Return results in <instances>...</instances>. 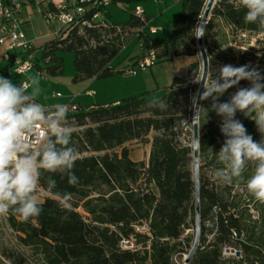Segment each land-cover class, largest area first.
I'll list each match as a JSON object with an SVG mask.
<instances>
[{
  "label": "trees",
  "instance_id": "1",
  "mask_svg": "<svg viewBox=\"0 0 264 264\" xmlns=\"http://www.w3.org/2000/svg\"><path fill=\"white\" fill-rule=\"evenodd\" d=\"M110 1V5H116L122 0ZM205 2L182 0V9L167 39L151 36L134 14L122 26L107 23L106 7L102 12L104 20L101 19L105 27L79 23L63 27L55 39L42 46L41 59L50 64L57 50L72 52L74 81L120 74L110 63L126 44L121 36L125 32L124 35L136 33L134 39L143 42L147 51H154L157 59L193 57L194 51L188 45L196 44L192 33ZM44 9L55 8L49 3ZM245 11L238 0H216L203 36L209 62L222 45L210 48L208 44L215 20L225 29L221 30L225 42L229 35L264 33L257 25L244 22ZM102 31L108 35L120 32L102 40ZM226 50L233 54L237 67L250 63L264 69V46L252 53L240 48ZM46 71L55 75L61 68L58 64ZM193 72L198 75L197 63L188 66L189 77ZM187 83V78L174 77L161 98L170 104L166 111L149 107L151 99L144 93L118 104L67 114V119H74L77 126H86L82 133L71 135L77 149L73 171L79 183L71 186L66 177L44 172L38 188L50 197L40 203L42 213L28 222L8 214L9 228L18 243L30 248L41 264H173L172 257L184 251V243L189 249L193 235L183 239L182 236L187 230L194 234L192 150L182 144L181 133L176 130L182 120L177 101L186 94ZM237 87L232 92L229 89L220 102L227 101ZM201 105L210 108L211 100L202 101ZM236 118L254 140H260L254 121L239 112ZM220 122L214 111L209 112L206 123L202 112L198 122L200 238L189 264H264V204L257 202L245 187L251 169L245 171V181L231 185L220 182L213 174L222 167L216 155L225 139ZM150 133H154L151 139ZM134 141L150 143L147 163L129 158L124 146ZM49 175L56 180V188L51 192L46 184ZM64 192H70L76 201L71 211L64 210L58 202L60 198L54 195ZM77 208L82 209L83 215ZM251 212L258 217L255 219ZM136 227H144L146 232H136ZM130 237L137 250H120L121 239ZM223 248L238 251L239 258H223Z\"/></svg>",
  "mask_w": 264,
  "mask_h": 264
},
{
  "label": "clouds",
  "instance_id": "2",
  "mask_svg": "<svg viewBox=\"0 0 264 264\" xmlns=\"http://www.w3.org/2000/svg\"><path fill=\"white\" fill-rule=\"evenodd\" d=\"M238 3L246 10L244 22L264 30V0H238ZM194 29L193 36L197 39L205 35L202 25ZM242 80L248 81L249 86L237 87ZM201 82L203 91L198 89L190 97L192 121L199 122L203 112L206 123L209 112L214 111L221 118L219 128L225 138L216 152L222 167L214 170V176L231 185L245 181L244 173L251 169L245 181L246 190L264 204V75L247 64L238 67L224 64L216 68L208 61L203 78L193 72L192 83ZM233 87L237 90L227 101L220 102V97ZM40 94L38 78L17 84L0 76V216L12 213L22 222L38 217L43 211L37 190L44 172L66 177L71 186L79 183L73 171L77 149L72 145V131L66 123L69 106L56 103L46 108L38 102ZM207 100H211L210 108L200 104ZM148 103L160 111L170 107L164 99L153 98ZM238 112L255 122L259 141L236 118ZM46 184L50 192L56 188L51 175ZM54 195L60 198L58 202L64 210L71 211L70 192ZM7 264L13 261L8 260Z\"/></svg>",
  "mask_w": 264,
  "mask_h": 264
},
{
  "label": "rangeland",
  "instance_id": "3",
  "mask_svg": "<svg viewBox=\"0 0 264 264\" xmlns=\"http://www.w3.org/2000/svg\"><path fill=\"white\" fill-rule=\"evenodd\" d=\"M181 0H122L121 4L108 6V11L110 13V18L108 19L109 24H115L122 26L126 24L130 16L132 15L136 6H138L142 11H144L143 17L148 19L149 25L157 30L154 38L167 39L169 37L171 29L174 27L176 19L182 9ZM23 17L28 20L29 25L24 29L25 37L27 41L32 43L33 46V56L30 58V62L33 66L41 68V74L38 73L35 67L32 68L30 73L23 76H17L10 70L6 75H3L5 69L13 62L12 55L10 56V61L2 60L1 56L3 51L0 49V76L9 78L13 83H30V79L35 77L39 79V85L41 88V94L38 97V102L49 103L53 102L52 96L55 93H59L62 96L71 95V91H76L78 86L81 84L79 81H74L73 78L76 74L73 59L74 55L72 52L57 50L55 52L54 60L50 64H46L41 59V48L47 41L56 38V34L60 29V26L56 23H47L37 9L28 7L23 10ZM210 17V16H209ZM198 25L196 23L195 27ZM221 30L222 25L219 21L215 20L213 22V29L208 34V44L210 48L215 45L220 46V50L216 54L215 59L211 62L213 67L218 68L224 64H231L236 66V60L233 54L227 52V48L237 49L240 48L246 53H252L262 46H264V33L261 34H239V35H229L227 37V42L222 38ZM120 32V31H119ZM111 33L110 35L104 34L102 31V40H109L115 36ZM127 33V32H125ZM121 36L124 39V48L113 58L111 61V68L119 69L120 65H127L129 58H134L141 55L142 51L146 50L144 43H139L135 38L136 33H128ZM195 33V30L192 34ZM81 36L82 31L78 32ZM67 35H64L66 37ZM192 36V35H191ZM196 39V37H194ZM188 47L194 51L193 60L194 63L198 65V77L200 76L201 66L199 55L195 46L188 45ZM184 48V47H183ZM206 50V49H205ZM182 49H180V52ZM159 53V50L156 51ZM18 61V59H17ZM61 68V72L55 75H50L47 73L46 68L58 65ZM247 65L254 67L252 64L247 63ZM188 69V68H187ZM186 71L181 75L188 79L186 84L187 92L186 94L178 99L177 106L182 116V120L176 126V130L181 133L182 144L191 147V100L190 97L193 93L197 91L198 84L192 83L193 76L189 77ZM262 72V68L258 69ZM144 76L140 81H137L140 76ZM176 75L174 64L171 60L165 58H158L153 66L144 69L143 71H138L136 76L129 77L122 74H114L112 76L95 79L98 81L97 84L101 83L99 87H95V91H100L104 93L107 97H121L122 95H127V88H132L134 91L128 94L130 95H140L142 93H147L146 96L150 99L157 98L161 99L167 89L171 86L173 79ZM211 76L209 75L208 81H210ZM143 80V81H142ZM249 82L242 80L239 87H248ZM144 89V90H142ZM232 92L233 88H230ZM137 91V92H135ZM127 97V96H125ZM67 125L71 128L72 134L82 133L86 126L79 127L74 119H67ZM154 136V133L149 134V139ZM131 145L134 147L138 145V150L143 151L146 147V142H133ZM137 149V148H136ZM134 149V150H136ZM119 152V150H117ZM86 155V154H84ZM40 203L47 197H50L46 192L38 188ZM57 200V199H56ZM75 199L72 198L71 206L75 204ZM80 205V204H79ZM76 211L83 215L82 209L77 208ZM252 216L256 219L258 215L256 212H251ZM193 235V230H187L182 236L186 238ZM210 239V238H209ZM184 251L180 254H175L172 257L173 264H181L183 260V255H186L189 249L185 248V243L183 244ZM230 258L229 256L226 257ZM8 260H12L13 264H41L39 258L35 256L30 248L23 247L20 245L16 239V234L9 228L7 219H0V264H7Z\"/></svg>",
  "mask_w": 264,
  "mask_h": 264
},
{
  "label": "built area",
  "instance_id": "4",
  "mask_svg": "<svg viewBox=\"0 0 264 264\" xmlns=\"http://www.w3.org/2000/svg\"><path fill=\"white\" fill-rule=\"evenodd\" d=\"M49 3L54 5V10L44 9ZM110 4V0H59L57 4L54 3V0H0V48L3 51L1 57L3 60L8 61L9 54H14V59L9 69L17 75H24L33 68L30 62V58L33 56V46L31 42L27 41L24 33V29L29 25L28 20L23 17L25 8L37 9L47 23H56L60 26V29L63 27L70 28L75 23H79L80 26L95 28L99 26L105 27V24L101 21L102 12ZM133 14L145 24L143 11L139 7L134 9ZM156 32L157 30L154 28L148 29V33L151 35ZM156 60L155 52L148 51L133 67L119 70V72L125 76H134L138 71H143L153 66ZM89 94L91 95L92 93ZM56 96L59 97L60 95L57 94ZM67 105L69 106L67 114H72L79 110L74 104L70 103ZM0 219H8V215L0 216ZM135 230L140 233L146 232L144 227H136ZM119 248L120 250L131 252L137 250L132 237L122 238ZM236 252L238 251L231 248H223L221 256L225 259L228 256L239 258L240 253L237 257ZM185 256L183 255L181 264H185Z\"/></svg>",
  "mask_w": 264,
  "mask_h": 264
},
{
  "label": "crops",
  "instance_id": "5",
  "mask_svg": "<svg viewBox=\"0 0 264 264\" xmlns=\"http://www.w3.org/2000/svg\"><path fill=\"white\" fill-rule=\"evenodd\" d=\"M58 2H59V0H54L55 4H57ZM118 4H121V3H117L116 5H118ZM136 7H138V6H136ZM105 11H106L105 13L107 14V17H108V18L105 17V19L107 18L106 22L108 23V19L110 18V13H109L108 9ZM144 14L145 13L143 11V15ZM143 19L145 21L144 26L147 29L154 28V27H151L149 25L148 19H145L144 17H143ZM102 20H104L103 19V13H102ZM156 33L153 35H151V34L150 35L154 36V35H156ZM130 40H132V39H130ZM130 40H128V41H130ZM147 52H148L147 50H144V51H142L141 55L136 56L134 58H130V59L128 58L127 59V61H128L127 65H120L119 67H117L119 69H116V70H122V69H127V68L133 67L140 58L144 57L147 54ZM9 55H12L11 59L13 60L14 54L10 53ZM1 59H2V57H1ZM9 59H10V56H9ZM169 60H171L174 64V68H175V72H176L175 77L181 76L186 71L188 66L190 64L194 63V60L192 57H184V56L170 57ZM8 61H10V60H8ZM10 66H11V64L9 65V67H7V69H5V71L3 72L4 73L3 75H6L8 73V71L10 70L9 69ZM33 67H35L36 70L38 71V73L41 74V68L40 67H36V66H33ZM110 67H111V63H110ZM31 71H32V69L27 73H30ZM26 74H24V75H26ZM15 75H17V74H15ZM136 75H137V73H136ZM136 75H134V76H136ZM17 76H23V75H17ZM129 77H133V76H129ZM143 77H144L143 75L140 76V78L137 81H140ZM73 80H74V78H73ZM77 81L81 82V84L78 86L76 91H73V92L71 91L69 93L71 95L62 96L59 93H55L52 96L53 102H49L46 104L41 103V102H39V103L43 104L46 108L50 107L51 105L56 104V103H61V104H70L71 103V104L76 105L79 110H91V109L97 108L98 106H107L110 104H118L122 100H125V99L130 98V97L138 96V94H137V95H130V97H128V94H136V93H132L134 90L129 87V88H127L128 89V91L126 92L127 95H122L121 97H112V96L107 97L104 93H102L100 91H95V89H94L95 87H99L102 85L101 83L97 84L98 83L97 80H95V79H81V80H77ZM142 90H144V89H142ZM135 92H137V91H135ZM89 93H92V94L90 95ZM57 94H59L60 96L59 97L56 96ZM142 94H144V93H142ZM125 96H127V97H125ZM132 143L133 142H129V143L125 144V146H124L126 148V150L128 151L129 158L134 162L143 161V162L147 163V160L149 157V151H150V143L146 144V147L143 149V151L138 150V145L135 147L133 145H131ZM134 149H136V150H134Z\"/></svg>",
  "mask_w": 264,
  "mask_h": 264
},
{
  "label": "water",
  "instance_id": "6",
  "mask_svg": "<svg viewBox=\"0 0 264 264\" xmlns=\"http://www.w3.org/2000/svg\"><path fill=\"white\" fill-rule=\"evenodd\" d=\"M216 0H206L204 10L200 16L199 23L203 27L209 21V16L211 10L215 4ZM196 50L200 59L201 72L200 77L203 78L206 71V65L208 62V56L204 47L203 37L196 38ZM203 91V82L198 84L197 90ZM202 101H200L201 104ZM194 116V111L192 110L191 115V150H192V176H193V207H194V234L192 244L189 248L188 253L184 258V263L189 264L191 258L193 257L195 251L199 246L200 238V197H199V134H198V122L192 121ZM236 256H239V252H236Z\"/></svg>",
  "mask_w": 264,
  "mask_h": 264
}]
</instances>
